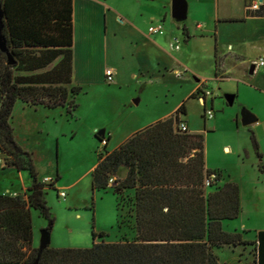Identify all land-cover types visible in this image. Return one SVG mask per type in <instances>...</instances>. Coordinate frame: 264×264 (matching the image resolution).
I'll return each mask as SVG.
<instances>
[{
  "label": "trees",
  "instance_id": "1",
  "mask_svg": "<svg viewBox=\"0 0 264 264\" xmlns=\"http://www.w3.org/2000/svg\"><path fill=\"white\" fill-rule=\"evenodd\" d=\"M3 2L4 34L15 63L8 64L7 54L0 49V154L5 157L6 168L27 170L31 184L26 197L0 193V264H34L39 246H34L33 211L49 222L44 230L52 233L56 217L47 194L61 174L58 171L50 183L40 178L36 153L20 143L11 119L19 100L32 107H65L68 115L75 117L77 98L84 88L72 83L74 0ZM248 3L251 5L252 0ZM263 11L262 6L249 13L262 15ZM185 34L189 35L187 29ZM38 52L42 57L45 52L54 56L42 63L35 58ZM59 55H63L61 61L46 72L20 73L47 67ZM57 70H63V80L46 79ZM180 114H187V100L174 115L143 128L112 151L107 149L110 135L95 133L101 145L97 148L99 163L93 171V191L113 189L119 233L126 228L122 197L130 194L127 206L135 219L134 237L109 241V233L93 230L90 247L48 246L39 264H222L219 248L247 245L255 249L253 264H264V229L250 241L244 238L246 232L227 231L223 224L240 217V184L232 180L221 184L222 170L206 168V135L180 130ZM252 139L261 157L254 134ZM121 169L126 170L124 177L117 176ZM259 169L264 174L263 163ZM213 172L217 178L206 187L205 180Z\"/></svg>",
  "mask_w": 264,
  "mask_h": 264
},
{
  "label": "rangeland",
  "instance_id": "2",
  "mask_svg": "<svg viewBox=\"0 0 264 264\" xmlns=\"http://www.w3.org/2000/svg\"><path fill=\"white\" fill-rule=\"evenodd\" d=\"M249 34H252L250 43L246 42ZM221 36L226 44L233 39L241 42L239 44L241 50L249 58L257 59L262 55L263 50L259 47H264V23L252 24L249 30L241 26L223 25ZM114 58L121 61L118 54H115ZM260 69L254 76L246 74L248 76L246 83L254 84L251 82L252 78L264 83V73ZM237 70H233L229 78L220 82L218 87L212 86V94L207 97V108L214 109L216 113L212 120L205 119V106L199 98L187 100L192 84H181L177 81L170 85L151 82L145 87L143 83L136 84L132 80L128 86L123 87L113 81L90 89L86 87L77 98L79 108L75 117L56 112L54 113L57 117L56 123L46 120L44 111L35 113L25 109L19 102L15 108V123L18 126L20 143L27 149L35 151L40 174H56L58 170L62 176L55 187L48 189L47 194L48 204L56 217L52 230L53 244L57 247H90L93 243V229L96 232L109 233L110 237L106 238L109 241L120 240L123 236L134 237L135 219L128 213L127 206L130 194L122 197L123 223L126 228L119 233L113 191L92 192L90 177L88 180L83 178L84 173L98 161L95 133L113 132L108 150H114L135 128L147 123L150 118L156 119L173 113L175 107L183 100L188 101V112L182 114V119L189 122L191 130L199 129L206 135L209 166L222 167L234 180L241 181V185H244V213L238 219L224 221L225 229L230 232H246L244 238L254 241L257 231L264 229V188L259 185L264 183V177L256 181L252 175L254 168L259 171L260 163L252 139L253 134L256 135V126L244 125L242 112L248 109L258 118L264 119V91L252 90L240 84L236 75L241 76L242 73H238ZM187 76L192 78L191 82L194 84L195 76L191 74ZM226 94L236 95L233 105L228 104ZM0 157L5 161L3 154H0ZM1 167L2 164L0 170ZM26 176L29 177L28 171ZM9 177L5 179H15L13 174ZM75 181L78 183L72 190L64 188L69 194L68 197L71 196L73 199L72 202L60 196L59 190L63 184ZM225 181L223 179L220 183L223 184ZM207 190L211 191L212 188ZM85 199L88 204L81 203ZM74 203H78L79 207L76 208ZM33 221L34 245L38 247L41 235L49 226V222L39 215L37 210L33 211ZM218 253L224 264L255 262L253 245L224 246L218 249Z\"/></svg>",
  "mask_w": 264,
  "mask_h": 264
},
{
  "label": "crops",
  "instance_id": "3",
  "mask_svg": "<svg viewBox=\"0 0 264 264\" xmlns=\"http://www.w3.org/2000/svg\"><path fill=\"white\" fill-rule=\"evenodd\" d=\"M255 1L257 0H252V4ZM259 1L263 2L262 6L264 8V0ZM186 3L187 17L186 19L178 20L173 16V0H74L72 83L82 85L83 88L88 87L89 89L97 85H104L109 82L106 78V70L111 68L114 71V83L116 82L121 87L128 86L131 80L136 84L143 83V87L151 82H158L164 85H170V83L172 84L176 81L181 84L191 83L192 86L187 94V100L191 99L192 97L190 98V96L195 93L196 97L193 98H199L202 104H204L203 97L206 96L207 107V97L212 93L207 95L206 93L211 92L212 86L218 87L220 82L229 78V74L233 70L238 69L237 72H241L244 75H236L240 84L252 90L264 91V83L259 82L257 78H252L251 82L254 83L252 85L245 81L248 80L246 74L248 75L249 73L251 76H254L259 73V68L264 73V65L260 66L256 63L264 56V47H259L260 50H263L259 58H249L241 50L242 47L239 45L241 42L233 39V41L226 44L221 36L223 25L241 26L243 29L249 30L252 24L258 22L264 23V13L262 15H251L249 11L252 10L249 8L248 0H186ZM159 23L164 24L166 28L165 34L150 33L149 27L152 24ZM185 29H187L189 35L185 34ZM246 42H252V34L247 35ZM113 54H118L121 57V61L114 58ZM43 56L45 57H42V53L38 52L35 58H40L42 63H46L51 61L54 54L45 52ZM62 58L63 55H59L47 67L25 70L20 73L30 75L46 72L52 69ZM62 71L58 72L57 70L56 73L47 75L46 79L54 81L63 80L64 73ZM189 74L195 76L194 84L191 82L192 78L187 76ZM240 87H238V92L240 91ZM19 102L22 103L25 109L32 110L35 113L44 111L46 120L54 121V123L57 122V117L54 116L56 112L60 113V115L65 113L69 116L65 107L48 108L43 105L32 107L20 100L16 103V106ZM181 104L175 107L173 113H168L156 119L150 118L147 123H143L141 126L135 128L123 142L150 124L174 115ZM181 116L182 114H180ZM205 119L212 120L206 117ZM186 122L189 125V122ZM11 123L18 139H20L18 126L15 123V109ZM253 124L256 126L255 136L261 152V157H259L260 163L264 164V119L258 118V121L250 125ZM197 130L193 131L190 129V132H200L199 129ZM104 133L111 137L108 142L109 145L114 134L113 132L108 133L106 131ZM95 141L98 148L101 143L97 138H95ZM98 163L99 158L84 173L83 178L88 180V177H90L89 181L91 185L93 182V171ZM206 168L220 169L226 181L232 180L240 184L242 199L241 217L244 213V185H241V181L234 180L232 175L227 174L222 167L209 166L207 153ZM253 170L252 175L255 176L256 181L264 177L260 169V172L255 168ZM26 171L16 168H6L2 164L0 170V193L11 195L23 194L26 197L31 184L30 174L27 177ZM12 174L15 175V179H5V177L10 178L9 176ZM56 174H40V178L46 183H50V181H46V178L54 180ZM125 174L126 170L121 169L117 176L124 177ZM244 177L245 175L243 174V179ZM114 178L116 179V177ZM77 183L78 181L67 182L62 185L59 192L65 191L64 188L72 190ZM259 185L264 188V183ZM91 189L93 192V187ZM108 190L113 191L112 188ZM68 195L66 193V198L73 202V199L70 198L71 196L68 197ZM113 195L115 197V210L118 218L117 197L114 192ZM81 203L88 204V201L85 199ZM74 204L76 208L79 207L78 203ZM50 246L57 247L52 242V233Z\"/></svg>",
  "mask_w": 264,
  "mask_h": 264
},
{
  "label": "water",
  "instance_id": "4",
  "mask_svg": "<svg viewBox=\"0 0 264 264\" xmlns=\"http://www.w3.org/2000/svg\"><path fill=\"white\" fill-rule=\"evenodd\" d=\"M173 16L178 20L186 19L187 17V3L186 0H173ZM5 29V9L4 2L0 0V49L5 52L8 56V64H14L15 59L12 55L9 47L7 37L4 34ZM235 94H226V99L229 105H233L235 102ZM258 121L256 114L248 109H244L242 112V122L244 125H250ZM51 244V233L44 230L39 244V256L34 264H39V257L44 249H46Z\"/></svg>",
  "mask_w": 264,
  "mask_h": 264
},
{
  "label": "built area",
  "instance_id": "5",
  "mask_svg": "<svg viewBox=\"0 0 264 264\" xmlns=\"http://www.w3.org/2000/svg\"><path fill=\"white\" fill-rule=\"evenodd\" d=\"M262 4L263 2H260L259 0L253 2V4L250 5V10H253V11H256V10H260L261 7H262ZM149 31L150 33L152 34H165L166 32V28L164 26V24H152L150 27H149ZM179 47V46H177ZM257 65H260V66H263L264 65V56H262L260 58L259 61L256 62ZM106 78L109 82H113L114 81V71L109 68L106 70ZM211 92H207V94H210ZM203 100H204V104L206 103V96L203 97ZM205 117L207 119H213L215 117V111L214 109H208L207 107H205ZM180 130L184 131V132H187V131H190V127L188 125V123L186 121H181L179 124H178ZM102 144L105 145L106 144V140H103L102 141ZM0 164H5V161L0 157ZM217 178V173L213 172L211 173L205 180V186L206 187H209ZM46 181H52V179L50 178H46ZM110 183L113 184L114 183V178H112L110 180ZM60 196L62 197H66V192L65 191H62L60 192Z\"/></svg>",
  "mask_w": 264,
  "mask_h": 264
}]
</instances>
